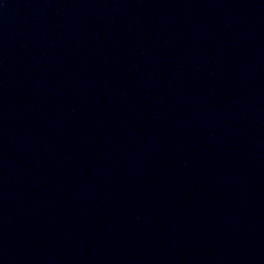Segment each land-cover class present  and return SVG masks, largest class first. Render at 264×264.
Instances as JSON below:
<instances>
[{"label": "water", "instance_id": "water-1", "mask_svg": "<svg viewBox=\"0 0 264 264\" xmlns=\"http://www.w3.org/2000/svg\"><path fill=\"white\" fill-rule=\"evenodd\" d=\"M0 264H264V0H0Z\"/></svg>", "mask_w": 264, "mask_h": 264}]
</instances>
